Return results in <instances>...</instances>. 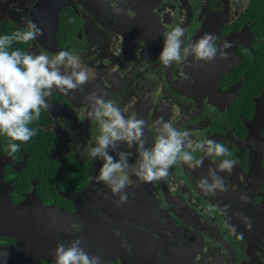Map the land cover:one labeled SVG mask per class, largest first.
Here are the masks:
<instances>
[{"label": "flooded vegetation", "instance_id": "af4514ba", "mask_svg": "<svg viewBox=\"0 0 264 264\" xmlns=\"http://www.w3.org/2000/svg\"><path fill=\"white\" fill-rule=\"evenodd\" d=\"M249 3L0 0V36L5 26L23 29L32 20L43 34L23 50L49 56L70 50L91 74L89 82L77 90L52 92L51 108L42 110L40 119L30 125L38 132L28 142L0 135V174L13 202L19 204L31 196L46 206L77 213L73 221L89 227L83 238L82 230L71 229L70 219L61 216L58 222L73 233L68 236L82 238L90 246L96 226L104 225L108 240L114 230L120 232L119 238L113 235L111 246L123 249L121 242L126 240L135 247L156 249L148 250L152 258L143 257L137 263L117 255L107 264H264V62L260 59L264 36L248 14ZM176 25L186 29L185 44L211 33L218 48L233 33L246 32L231 44L225 60L206 62L189 56L183 63L164 66L159 60L163 34ZM92 93L127 108L126 115L143 119L146 147L151 146L160 118L189 130L194 139L224 143L238 161L231 173H220L228 191L214 196L201 191L197 181L223 158L197 152V158L204 157L202 167L177 164L167 179L152 183L130 176L125 191L134 195L117 206L118 197L94 180L103 161L90 155L98 135L85 99ZM12 142L20 147L14 154L8 150ZM119 150L130 152L129 163L135 162V147L121 143ZM110 154L116 156V152ZM242 194L249 198L246 203L240 199ZM213 206L216 210L209 212ZM238 212L250 218V229ZM131 227L135 241L129 242L126 233ZM14 244L15 236L0 235V247ZM42 263L54 264L40 258L37 264Z\"/></svg>", "mask_w": 264, "mask_h": 264}, {"label": "clouds", "instance_id": "9594fccd", "mask_svg": "<svg viewBox=\"0 0 264 264\" xmlns=\"http://www.w3.org/2000/svg\"><path fill=\"white\" fill-rule=\"evenodd\" d=\"M185 31L183 26L176 25L163 34L164 46L159 56L162 65L183 63L189 56L206 62L216 59L218 53L220 59L228 58L225 49L232 47L231 43L225 42L223 48H218L215 35L205 33L197 41L185 44L182 39ZM42 34V29L28 20L25 28L0 36V135L10 141L26 143L37 134L38 129L30 125L40 119L42 110H50L48 98L54 90L67 94L91 79L89 71L82 67L80 57L70 50H61L49 56L12 48L14 42L28 44ZM85 99L91 108L89 119L98 124V135L93 138L90 155L103 161L94 180L105 184L118 197L115 201L117 206L128 203L129 196L134 195L125 191L129 187L130 176H135L142 183H152L167 179L169 170L177 164L190 168L202 167L204 157L197 158L194 155L197 152L208 157L223 158L216 167H209L206 176L197 181L201 191L209 196L228 191L220 173H231L238 161L232 158L234 153L224 143L207 137L194 139L189 130L178 129L173 123L160 118L156 121L157 131L151 146L146 147L147 125L143 119L135 114L126 115L127 108L121 109L115 101L106 100L104 95L92 93ZM121 143L129 148L135 147L137 158L134 163H129L130 152L119 150ZM8 150L10 154L18 152L19 144L9 143ZM112 152H116V156L111 155ZM240 199L246 203L249 198L242 194ZM214 210L215 206L208 209L209 212ZM221 214H225L223 210ZM236 215L251 228L249 217L242 212ZM226 227L236 231L234 225L228 224ZM82 228L80 221L71 224L74 232H80ZM113 235L119 238L120 232L114 230ZM82 243L79 238L67 244L58 243L53 253L54 264H102L101 257L90 255L81 246ZM121 247L131 252L126 240L121 242ZM7 255V252L3 253L5 259Z\"/></svg>", "mask_w": 264, "mask_h": 264}, {"label": "water", "instance_id": "95a60500", "mask_svg": "<svg viewBox=\"0 0 264 264\" xmlns=\"http://www.w3.org/2000/svg\"><path fill=\"white\" fill-rule=\"evenodd\" d=\"M54 28V27H47ZM243 30L238 33H233L228 37L227 42L234 43L238 40L239 36L245 33ZM53 33V37H55ZM224 45V44H223ZM223 45L221 48H223ZM233 46V45H232ZM232 47L225 49L229 55V51ZM219 58V53L217 58ZM225 60V59H221ZM0 235L5 237L15 236L16 244L11 246L0 247V264H37L40 258H46L53 261V253L56 245L60 242L65 244L75 240L73 233L64 231V226L61 225L59 217L63 216L66 219L73 221L77 217V213L68 212L63 208L57 206H46L39 199H34L30 196L27 200L15 204L9 193V186L3 180L2 174H0ZM72 197L73 194H70ZM184 211L188 212V208L184 207ZM80 217L85 218L83 212L79 213ZM88 220V218H85ZM136 228V227H134ZM104 225H97L94 230V244L88 245L82 243L90 255H98L101 257L102 264L111 260L113 256L120 255L123 260L126 258L134 263H137L140 258L147 257L152 258L153 253L148 250H156L151 246L135 247L131 246V252L125 248L119 249L111 246L113 235L110 240L107 239V234L104 232ZM129 228L126 236L129 242L135 241L132 239L134 231ZM141 234L146 235L140 229L136 228ZM98 230V231H96ZM89 232V227L82 228L80 237H84ZM82 238H80L82 240ZM135 243V242H134ZM147 245L142 242V245ZM7 252V258L5 259L3 253ZM126 255V257H124ZM114 258V257H113Z\"/></svg>", "mask_w": 264, "mask_h": 264}, {"label": "trees", "instance_id": "16d2710c", "mask_svg": "<svg viewBox=\"0 0 264 264\" xmlns=\"http://www.w3.org/2000/svg\"><path fill=\"white\" fill-rule=\"evenodd\" d=\"M248 14L250 15V18L255 21L256 27L259 30V33L264 36V0H250L249 7H248ZM5 32L2 35H10L12 32L16 31V29L13 26H5L4 27ZM24 45L22 43H13L12 48H21L23 49ZM262 56L260 57L261 61L264 62V46L261 47ZM45 264V263H42ZM51 264V263H48Z\"/></svg>", "mask_w": 264, "mask_h": 264}]
</instances>
